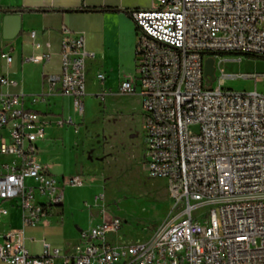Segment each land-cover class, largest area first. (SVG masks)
<instances>
[{
	"label": "built area",
	"instance_id": "2783aa9c",
	"mask_svg": "<svg viewBox=\"0 0 264 264\" xmlns=\"http://www.w3.org/2000/svg\"><path fill=\"white\" fill-rule=\"evenodd\" d=\"M154 2L153 9L131 11L138 27L136 72L119 92L142 97L147 171L167 181L172 214L136 243L123 239L121 218H104L81 231L73 255L47 240L33 255L23 230H11L0 240L3 264H264V92L227 88L223 74L208 85L204 73L209 56H264V0ZM63 32L61 71L46 83L49 94L71 97L82 116L86 66L95 53L82 35ZM50 58L46 51L27 60ZM13 63L12 50H1L0 69ZM15 83L0 72V157L13 158L0 159V200L13 202L24 224L35 226L63 204L66 187L86 179H58L39 160L38 142L51 121L26 107L25 95L5 89ZM44 99L43 93L31 96L33 103ZM57 124L76 125L72 116ZM6 213L0 206V218Z\"/></svg>",
	"mask_w": 264,
	"mask_h": 264
},
{
	"label": "crops",
	"instance_id": "0c3cea01",
	"mask_svg": "<svg viewBox=\"0 0 264 264\" xmlns=\"http://www.w3.org/2000/svg\"><path fill=\"white\" fill-rule=\"evenodd\" d=\"M155 6L154 0H0V51L11 49L14 55V63L4 66L0 72L16 81L5 89L25 95L26 107L46 115L52 122L76 113L73 99L56 93L49 94L46 83L49 75L61 71L63 29L68 28L74 36L82 35L87 49L95 53V58L86 66V93L99 97L105 93L106 99L112 92L118 91L125 78L136 71L138 27L131 11L149 10ZM88 8L98 10H86ZM105 8L116 10H103ZM32 31L36 32L35 37L31 36ZM37 42L41 44L40 47L36 46ZM46 51L51 53V58L46 62L27 60L32 54ZM99 72L105 74L103 81L97 78ZM41 93L45 99L33 103L31 96ZM75 131L80 133V129ZM48 140L46 137L38 142L39 160L48 162L50 170L58 174V179L80 174L88 183H102L100 178L90 176L83 167L74 173L59 171V163H49L56 156L47 151L60 148L64 142L57 138L52 142ZM67 188L64 190L63 204L54 207L35 226L24 224L22 211L13 202L0 200V206L7 210L0 218V240L11 230H23L24 242L31 254L40 255L43 240H47L53 246L61 247L66 254L73 255L80 242L81 231L89 229L104 216L78 220L77 228L72 227L68 215L70 210L75 214L79 200L72 193H67ZM0 264H3L1 260Z\"/></svg>",
	"mask_w": 264,
	"mask_h": 264
},
{
	"label": "rangeland",
	"instance_id": "374dc122",
	"mask_svg": "<svg viewBox=\"0 0 264 264\" xmlns=\"http://www.w3.org/2000/svg\"><path fill=\"white\" fill-rule=\"evenodd\" d=\"M215 63L217 77L227 76L223 82L225 87L264 92L263 77L257 80L244 77L264 75V56L219 54ZM217 84L218 80H215L214 85ZM118 91L106 99L87 93L83 99L84 114L71 115L76 125L59 126L57 122L62 118L53 122L49 119L48 141L57 138L64 145L47 153L56 156L49 163H59V171L63 170L65 174L83 167L90 176L101 179L102 183L86 182L83 186L66 189L79 200L75 214L70 210L68 215L72 227L77 228L78 220L89 217L117 216L123 221V239L127 243H136L150 238L172 214L174 199L169 195L167 181L151 177L147 171L142 97L115 93ZM75 129H80V133ZM1 159L13 161L11 156H1ZM51 172L58 175L54 170ZM79 210L80 214L77 213Z\"/></svg>",
	"mask_w": 264,
	"mask_h": 264
},
{
	"label": "water",
	"instance_id": "95a60500",
	"mask_svg": "<svg viewBox=\"0 0 264 264\" xmlns=\"http://www.w3.org/2000/svg\"><path fill=\"white\" fill-rule=\"evenodd\" d=\"M204 73L206 77H210V81H208V85H211L213 81L216 80V66H215V58L213 56H209L204 65Z\"/></svg>",
	"mask_w": 264,
	"mask_h": 264
},
{
	"label": "trees",
	"instance_id": "16d2710c",
	"mask_svg": "<svg viewBox=\"0 0 264 264\" xmlns=\"http://www.w3.org/2000/svg\"><path fill=\"white\" fill-rule=\"evenodd\" d=\"M0 10H1V8H0ZM86 10H98V9H96V8H88ZM103 10H116V9H114V8H105ZM21 11H26V9H21ZM211 54L215 55L216 53H211ZM222 54H224V53H222ZM236 54H239V53H236Z\"/></svg>",
	"mask_w": 264,
	"mask_h": 264
}]
</instances>
